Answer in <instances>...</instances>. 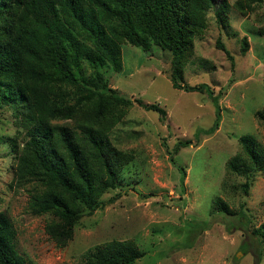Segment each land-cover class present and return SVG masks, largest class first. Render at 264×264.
Segmentation results:
<instances>
[{
    "label": "rangeland",
    "instance_id": "1",
    "mask_svg": "<svg viewBox=\"0 0 264 264\" xmlns=\"http://www.w3.org/2000/svg\"><path fill=\"white\" fill-rule=\"evenodd\" d=\"M226 1L231 7L236 0ZM258 3L245 17L230 8L226 31L209 10L207 28L183 68L184 85L206 84L219 96L221 122L212 134L207 135L215 119L211 100L171 86L169 51L152 46L143 52L125 44L118 73L110 66L97 69L108 88L158 106L166 119L159 121L156 112L137 104L126 110L110 141L135 157L120 170L116 188L102 197L105 205L81 218L64 248L49 240L48 217L31 215L25 190L14 184L17 154L7 141L15 138L20 150L25 132L8 108L0 107V213L12 223L20 256L29 264H87L105 243L130 240L143 252L134 264H264L261 238L253 233L264 226V171L254 175L244 195L245 177L226 168L240 154L242 137L264 157V123L255 116L264 106V0ZM243 37L245 54L240 53ZM85 68L86 76L93 74ZM185 140L197 142L173 154L175 144ZM222 204L233 215L219 211Z\"/></svg>",
    "mask_w": 264,
    "mask_h": 264
},
{
    "label": "trees",
    "instance_id": "2",
    "mask_svg": "<svg viewBox=\"0 0 264 264\" xmlns=\"http://www.w3.org/2000/svg\"><path fill=\"white\" fill-rule=\"evenodd\" d=\"M258 2L236 0L230 7L226 0H0V107L8 108L17 129L25 132L20 150L15 138L7 141L17 154L13 181L25 190L29 213L48 217L44 232L56 247H66L81 218L105 205L102 197L116 188L120 170L133 161L132 152L110 141L126 110L137 104L156 112L159 121L166 119L158 106L108 88L97 69L110 66L118 73L125 44L143 52L152 46L169 51L171 86L211 100L215 119L207 135L212 134L221 122L219 96L206 84L184 85L183 68L207 28L209 10L226 31L230 8L245 17ZM216 47L232 62L219 41ZM247 47L243 37L240 53ZM86 65L93 70L90 76ZM255 116L264 123V106ZM59 120L66 123H53ZM196 142L178 141L173 154ZM239 142L241 152L226 168L245 177L240 189L246 195L254 175L264 171V157L247 137ZM219 211L234 213L224 204ZM263 229L253 233L264 252ZM14 237L11 221L0 213V264H29L17 253ZM142 256L133 241L112 240L90 254L87 264H134Z\"/></svg>",
    "mask_w": 264,
    "mask_h": 264
}]
</instances>
